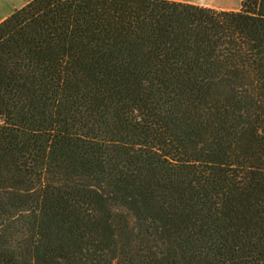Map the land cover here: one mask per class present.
<instances>
[{"label":"trees","instance_id":"obj_1","mask_svg":"<svg viewBox=\"0 0 264 264\" xmlns=\"http://www.w3.org/2000/svg\"><path fill=\"white\" fill-rule=\"evenodd\" d=\"M0 264H264V0L3 18Z\"/></svg>","mask_w":264,"mask_h":264},{"label":"rangeland","instance_id":"obj_2","mask_svg":"<svg viewBox=\"0 0 264 264\" xmlns=\"http://www.w3.org/2000/svg\"><path fill=\"white\" fill-rule=\"evenodd\" d=\"M21 1L22 0H20L19 2ZM178 1H182V0H178ZM189 1L193 3H195L196 1L198 5L213 7L217 9H222V8L223 9H237L240 6V0H189ZM15 5L16 4H14V6ZM10 9H11L10 2L0 0V18H2Z\"/></svg>","mask_w":264,"mask_h":264},{"label":"crops","instance_id":"obj_3","mask_svg":"<svg viewBox=\"0 0 264 264\" xmlns=\"http://www.w3.org/2000/svg\"><path fill=\"white\" fill-rule=\"evenodd\" d=\"M4 1L10 2L11 9L2 18H0V20L5 18L6 16H8L15 8L21 7L22 5H24L29 0H22L21 2H19L20 0H4ZM182 1L191 2L189 0H182ZM191 3H193V2H191ZM14 4H16V5L14 6ZM195 4H198V3L195 1ZM227 10H230V9H227Z\"/></svg>","mask_w":264,"mask_h":264}]
</instances>
